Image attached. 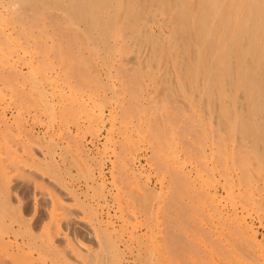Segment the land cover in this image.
<instances>
[{
	"label": "bare ground",
	"instance_id": "bare-ground-1",
	"mask_svg": "<svg viewBox=\"0 0 264 264\" xmlns=\"http://www.w3.org/2000/svg\"><path fill=\"white\" fill-rule=\"evenodd\" d=\"M54 1L60 5V16H47L54 22V40H67L57 42L59 47L53 53L56 63L45 50L47 40L40 30L43 18L22 10L20 0H0V71L9 90L7 94L0 91V100L3 103L8 97L4 106H43V111L49 109L52 115L56 106H65L72 120L81 119L94 133L101 131L107 119L104 141L113 143L108 171L104 154L91 166L88 160L93 159L86 144L72 141V155L87 171L85 183L92 192L83 200L77 189L72 187L69 192L90 212L99 237H112L109 241L120 257L129 246L122 231L132 228L129 238L136 240L140 235L133 229L142 223L153 235L157 215L150 212V204L136 213L121 211L116 216L118 229L111 222L109 188L105 190L109 174L110 188L117 190L116 199L112 194L110 198L119 210L121 185L131 194L153 193L148 179L134 168L138 143L144 140L160 172V190L166 175L179 186L196 190L199 212L213 232L210 230L211 236L200 233L194 239L207 249L204 251L210 259L230 252L226 257L234 254V264H264V242L257 237L252 214L262 216H258L260 223L264 221V159L261 161L256 147L264 139V0ZM157 12L171 16L168 24L154 27L143 20ZM81 16L83 26L78 23ZM73 43L78 51L60 47ZM63 53L74 62L64 65L60 60ZM202 72H208L209 78ZM143 87L144 94L136 91ZM5 119L3 109L0 122L4 124ZM176 123H183L188 131L196 128L194 138L186 139ZM25 130L12 136L23 145L22 140L27 141L33 132ZM91 135L89 143L94 144L102 134ZM31 136L32 141L38 135ZM155 136L158 142L152 143ZM47 138L50 152L45 149L46 154L49 162L57 165L56 147L64 134L58 127ZM242 141L251 144L249 151ZM66 146L71 147L70 143ZM220 193L228 205L221 204ZM140 215L141 222L139 218L135 224L131 222ZM216 234L222 244L213 237Z\"/></svg>",
	"mask_w": 264,
	"mask_h": 264
},
{
	"label": "rangeland",
	"instance_id": "rangeland-1",
	"mask_svg": "<svg viewBox=\"0 0 264 264\" xmlns=\"http://www.w3.org/2000/svg\"><path fill=\"white\" fill-rule=\"evenodd\" d=\"M20 1L21 8L26 13H36L35 15H40L43 18L40 22V30L43 38L47 40L45 50H48L50 58L54 61L56 58L53 54L54 49L59 47L57 42L63 43L67 40L57 42L54 40V22L47 16L50 14H54L52 17H55V15L60 16L57 10L60 5L54 0ZM77 14L79 15V13ZM170 15L172 14L170 13ZM170 17L168 13L164 17L160 12H157L156 14L152 13L143 20L150 22L155 27L164 25V23L168 24ZM78 23L83 26L82 16L78 17ZM36 32L37 30L33 34H36ZM47 46L51 48H47ZM65 46H70L73 51H78V46H75L74 43L73 45H60L61 48ZM140 48H143V46ZM62 55L64 58L60 60L63 61L64 65L74 62L68 54L63 53ZM122 61L130 65L125 59ZM54 62L56 63L57 60ZM113 63L117 64L116 61ZM202 74L209 78L208 75L210 74L208 72H202ZM4 83L6 82L0 71V91L7 94L9 90ZM196 83L200 85L201 81L196 80ZM141 90L136 91L144 94L146 87ZM7 99L8 97L5 96L3 103L0 100V113L4 109L6 118L5 125L0 122V264H228L230 261L229 264H234L231 259L233 253L230 258L229 256L226 257L230 253L228 252L223 257L219 254L220 256H211L210 259L209 252L204 251L207 249H204L201 244H197L194 239L195 235L201 233V235L208 234L211 236L210 232H213V230L209 226V222L202 218L204 217L201 214L202 211L199 212L200 205H198L196 190L194 187L179 186L166 174L163 189L160 190V183L157 182L160 172L151 157V147L144 140L138 143L136 150L138 163L134 168L141 173L142 178L148 179L149 188L154 190L153 193L151 191V194L148 195L146 191V194L141 191H132L133 194H131L127 186L121 185L118 194L122 209L119 210L117 204L110 198V194H112V197L116 199L117 190L114 187H112L113 189L110 188L112 180L109 174L106 175L105 190L106 188L110 189H107L110 192L108 197L109 211L111 222L116 227L118 226L116 216L121 211L136 213L139 210L140 212L143 207L147 206V203L152 208L150 212L156 213L157 223L153 221V224H155H152L154 226L151 230L153 235L146 232L142 223H137L133 233L140 236L136 240L129 238V232L132 228L129 227L127 230L122 231L121 234L129 248L124 249L123 255H121L123 258L121 256L117 257L119 255L114 252L112 241H109L112 240V237L109 239L108 236L102 234V238H100L93 225L90 212L80 206L82 202L79 201V198L83 200L84 195L87 198L92 191L87 188L85 183L88 176L87 171L83 168L82 163H78V160L72 155L74 152L72 141L79 140L86 144L85 149L90 158L93 159V161L88 160L91 166H94L97 160L98 162L101 161L104 154L105 158H108L105 164V171H108L113 143L112 141H104L109 128L107 119L104 127L100 129L101 131L95 132L102 135L95 141L96 143L90 144L89 140L94 137L91 134H95L92 132L93 128L89 130L81 119L72 120L73 115L66 112L65 106H56L54 109L55 115H52L49 109L43 111V106H35L32 103H24L23 106H18V104L4 106V104L7 105ZM140 101L144 103L143 98ZM181 106L185 105L182 104ZM105 114H107V111H105ZM176 125L186 139L192 140L194 138L196 128L193 127L188 131L183 129V123H176ZM20 127L26 130L29 128L30 131H33V138L38 135L37 138L39 137V139L35 138L31 141V135L29 138L27 136V141L26 139L22 140L25 141L23 145L21 140L12 137L18 134L17 130L21 131ZM58 127L62 130L64 139H60V143L56 147L57 166L49 162L46 153L50 152L48 151L50 147L46 142L48 143V135L57 130ZM8 129L12 130V133ZM6 131L7 133H5ZM9 133L12 135H8ZM237 133H239V130H237ZM245 137V135L242 136L243 139ZM7 138L8 141H5ZM69 139H71V142H69ZM112 140H116V138L114 137ZM151 142L157 143L158 137L155 136L154 140L151 139ZM67 143H70L71 147H67ZM116 146L119 150L120 144L116 143ZM242 146L246 151H249L251 144L242 141ZM256 147L261 161H263L264 151L260 148L264 147V139L259 141ZM72 187L77 189L78 199L70 194L69 189H72ZM114 191L116 192L114 193ZM149 196L150 200L148 199ZM220 196L223 205L226 203L224 194L220 193ZM252 214L257 237L262 240L261 242H264V221L260 223V218H258V216L261 218L262 216L254 212ZM142 217L140 215L136 220L133 218L134 220L132 219L131 222L135 224L138 218V221L141 222ZM199 220L201 221L200 224ZM117 228L119 229V227ZM144 232L148 235L142 234ZM149 236H153L155 239L150 237L149 240ZM143 237L148 238V240H144ZM213 237L216 240L219 239L217 234ZM139 241L145 246L148 245L145 247L140 243L142 245L139 246ZM154 241L156 242L154 243ZM219 242L222 244L224 241ZM19 248L21 250H17ZM19 252L21 253L19 254ZM202 254H205L203 255L204 258H202ZM198 257H200V260L197 259ZM217 257H219V260H217ZM224 257L227 259H224ZM228 258L231 260L229 261ZM225 260L229 262L226 263Z\"/></svg>",
	"mask_w": 264,
	"mask_h": 264
}]
</instances>
